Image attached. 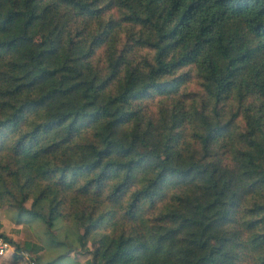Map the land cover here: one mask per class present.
I'll use <instances>...</instances> for the list:
<instances>
[{
  "label": "trees",
  "instance_id": "obj_1",
  "mask_svg": "<svg viewBox=\"0 0 264 264\" xmlns=\"http://www.w3.org/2000/svg\"><path fill=\"white\" fill-rule=\"evenodd\" d=\"M196 80L200 98L184 91ZM144 168L130 207L148 200L157 216L95 237L89 264H264V0H0L6 204L47 223L49 251L75 250L99 218L77 213L78 244L59 239L61 199L24 185L111 181L118 199ZM0 237L22 258L1 224Z\"/></svg>",
  "mask_w": 264,
  "mask_h": 264
},
{
  "label": "rangeland",
  "instance_id": "obj_2",
  "mask_svg": "<svg viewBox=\"0 0 264 264\" xmlns=\"http://www.w3.org/2000/svg\"><path fill=\"white\" fill-rule=\"evenodd\" d=\"M136 55L139 56L143 53V50L137 51ZM101 64V63H100ZM186 94L192 97H201L202 88L199 81L190 82L186 90ZM162 95H155L153 98L146 101V108L144 112H158L160 110V99ZM145 104V103H144ZM3 156H6L3 154ZM153 173L150 169H138L131 174L133 179L132 183L126 188L120 198L116 197L109 192L113 190V184L111 181L103 187L101 192H96L93 188L91 194H83L81 189L83 181L77 183L75 189H63L60 184L55 183L53 177H35L33 184L24 185L23 190L31 192L34 196L41 191H44L48 196L57 194L61 199L59 209L62 213V219L57 222L53 227L55 234L59 239L73 241L78 244V236L84 232V229L78 227L77 213L84 211L91 212L94 217H98L99 221L97 225L90 229L89 235L85 241L84 246H78L75 250H68V245L64 248L57 247L49 251V234L47 230V223L42 219H33L29 217L27 213L18 214L17 210L10 208L7 201H9L11 195L3 193L0 195V221L3 225L4 232L13 238L16 242L24 245L23 257L20 260V264H30L35 258L41 257L43 264H47L48 261H53L60 253H67V256L53 264H89L88 260L92 258V251L94 248L93 239L99 235L114 236L120 234L123 231L134 230V227H149L152 222V218L157 216V208L154 207L151 201H139L136 208L130 207L135 192L146 185L149 177ZM122 179V178H121ZM119 179L118 181H120ZM14 184V183H13ZM170 190H166V194L163 196L165 202H171L176 192L180 187L171 185ZM124 188V187H122ZM121 188V189H122ZM15 192L17 186L14 184ZM83 189V188H82ZM3 190L0 184V194ZM119 192V191H118ZM33 199H29L25 205L30 208ZM45 246V248H44ZM31 249H30V248ZM41 247V250L36 252L34 249ZM29 257V258H28ZM9 263L13 262L12 254H8L5 258Z\"/></svg>",
  "mask_w": 264,
  "mask_h": 264
},
{
  "label": "built area",
  "instance_id": "obj_3",
  "mask_svg": "<svg viewBox=\"0 0 264 264\" xmlns=\"http://www.w3.org/2000/svg\"><path fill=\"white\" fill-rule=\"evenodd\" d=\"M15 250H16L15 246L10 241H8L3 237H0V257L6 255L10 251H15ZM30 264H35V263L30 262Z\"/></svg>",
  "mask_w": 264,
  "mask_h": 264
},
{
  "label": "crops",
  "instance_id": "obj_4",
  "mask_svg": "<svg viewBox=\"0 0 264 264\" xmlns=\"http://www.w3.org/2000/svg\"><path fill=\"white\" fill-rule=\"evenodd\" d=\"M0 224H1V226H2V231H4V229H3V225H2V223H1V221H0ZM15 253H16V250L15 251H10L9 253H7L6 255H4V256H1L0 257V264H20V260L22 259V258H16L15 257ZM8 254H12V257H13V262L11 263H9V261H7L5 258H6V256L8 255ZM22 257H23V255H22Z\"/></svg>",
  "mask_w": 264,
  "mask_h": 264
}]
</instances>
